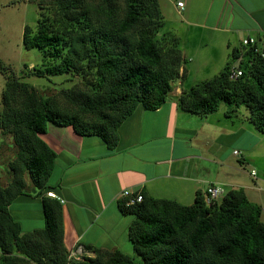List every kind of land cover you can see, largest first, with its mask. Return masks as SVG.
Wrapping results in <instances>:
<instances>
[{
    "label": "trees",
    "instance_id": "trees-1",
    "mask_svg": "<svg viewBox=\"0 0 264 264\" xmlns=\"http://www.w3.org/2000/svg\"><path fill=\"white\" fill-rule=\"evenodd\" d=\"M54 21L40 14L35 31L24 28L22 44L41 54V69L31 76L81 77L84 90H60L62 104L43 97L0 64V133L15 149L9 181L0 186V264H137L119 250L92 249V258L73 260L63 244L62 207L46 196L55 153L39 138L48 123L71 127L81 137L117 143V129L136 109L162 107L174 84L182 82L184 64L177 39L158 35L163 17L157 0H51ZM183 9V8H182ZM40 10V9H39ZM181 11V10H180ZM241 75L230 78L236 66ZM91 77L85 82L84 78ZM229 108L248 112V121L264 133V59L252 48L234 49L214 78L183 89L177 98L184 113L206 117ZM25 176L41 196L44 227L22 233L9 205L25 195ZM223 192V191H222ZM140 194V193H139ZM118 209L131 216L128 241L140 264H264L262 208L243 189H231L209 205L197 192L193 203L154 199Z\"/></svg>",
    "mask_w": 264,
    "mask_h": 264
},
{
    "label": "crops",
    "instance_id": "crops-1",
    "mask_svg": "<svg viewBox=\"0 0 264 264\" xmlns=\"http://www.w3.org/2000/svg\"><path fill=\"white\" fill-rule=\"evenodd\" d=\"M177 2L183 3L181 11ZM185 8L188 25L196 28L187 38L198 46L217 40L222 44V39L230 54L239 48L240 38H264V0L175 1L177 15ZM162 35L175 34L169 31ZM188 51L184 50L183 58L192 53ZM181 72L185 77L189 73L184 65ZM183 81L172 87L165 104L156 111L136 109L126 118L117 129L113 148L97 137H81L71 127L52 123L39 135L56 155L47 186L54 188L53 193L62 201L63 244L71 259L92 258L89 248L132 253L128 229L133 219L118 209L124 190L182 205L187 200L193 202L195 194L204 193L208 186L221 188L223 193L226 188L243 189L247 198L248 191L260 190L255 181L251 185L234 178L244 174L242 166L260 143L248 116L242 113L227 118L225 112L229 124L221 121L218 112L197 117L180 111L177 98ZM239 118L242 121L235 123ZM219 135L220 140L216 139ZM237 142L241 151L234 147ZM234 151L240 153L239 159ZM28 181L25 176V195L8 207L22 233L44 227V192L35 190Z\"/></svg>",
    "mask_w": 264,
    "mask_h": 264
},
{
    "label": "rangeland",
    "instance_id": "rangeland-1",
    "mask_svg": "<svg viewBox=\"0 0 264 264\" xmlns=\"http://www.w3.org/2000/svg\"><path fill=\"white\" fill-rule=\"evenodd\" d=\"M157 1L161 7L160 12L163 17L158 35L160 36L170 31L172 34H175L173 37L177 39L178 49L181 54L184 53L185 49H187V51L189 50L188 52H192L186 54L184 58L182 57L184 60L183 65L186 67L187 71H189L183 81V89L187 90L202 81L216 77L224 68L226 61H228L229 50L224 44L227 42L221 39L222 44H219L217 40L211 42V44L207 46H198L196 42L187 38L188 34L196 30V28L188 25L190 22L189 17H184L186 8L182 13L179 12L181 14L179 16L174 10L176 0ZM117 4L121 5L122 0H117ZM53 8L51 0H0V64L6 68H10L20 82L30 85L43 97L55 98L62 104L63 101L59 98V91L70 89L84 90V81L81 77H75L70 74L49 77L31 76L32 68L41 69V54L36 49H25L22 44L24 28L28 27L31 32H34L40 14L48 18V21H54L55 16ZM249 38L255 41L264 40V38L258 39L247 36L240 38L239 42L241 43L243 39ZM237 45L239 44H236V46ZM212 46L214 47L212 48ZM216 46L217 49L215 48ZM237 47L240 48V46ZM199 52L201 57L199 56ZM84 80L85 82L90 81L91 77L84 78ZM4 83L5 78L0 73V112L1 94ZM173 86L175 87L177 85L174 84ZM228 110V107L221 104L217 114L222 122L225 121L230 124V121L224 118V113L228 112ZM242 113H245L246 117L248 116V112L244 108L238 109L234 114L241 115ZM240 119L241 118L234 122L238 123L242 121ZM255 132L260 143L254 149L253 156H251L250 160L247 159L249 160L246 161L247 165L244 164L242 166L234 159L232 162H236V164L241 165L244 169V174L234 177L235 180H241L242 183L251 185L254 184L253 181H255L257 187H260L258 191H248L247 195L250 202L261 206L262 213L260 221L264 222V133H259L256 130ZM238 137L240 138L242 136L240 135ZM216 139L220 140V135ZM239 145H241L240 142H237L234 147H236L238 151H241L239 150ZM14 153L15 149L11 137L0 133V186L5 187L9 181L7 178V174L9 173L8 164L14 158ZM239 158L240 153L238 159ZM251 170L254 171L255 178L250 177L248 174ZM256 179L258 181H256ZM228 190V188L225 189V191ZM186 202L187 204H183L184 206H190L193 203L190 200ZM131 252L132 253L129 252L128 255L133 258L135 263L140 264V259L133 254V251Z\"/></svg>",
    "mask_w": 264,
    "mask_h": 264
},
{
    "label": "built area",
    "instance_id": "built-area-1",
    "mask_svg": "<svg viewBox=\"0 0 264 264\" xmlns=\"http://www.w3.org/2000/svg\"><path fill=\"white\" fill-rule=\"evenodd\" d=\"M176 7L179 10H182L183 3L182 2H177L176 3ZM240 47L252 48L253 51L260 56V58L264 59V40H256L255 41L254 39H250V38L249 39H243L241 41V43H240ZM240 75H241V72L237 68V64H236V66H233L230 69V78L231 79H236ZM233 155L234 156H239V152L234 151ZM250 176L251 177H255L254 171L250 172ZM222 194H223V192H222L221 188H218V187H215V186H208L207 189L203 193L204 203L206 205H209L211 202L216 201L217 199H219ZM46 196L49 197V198H52V199H56L60 203H62V201L53 192H47ZM120 198L127 199V205L140 203L142 201L141 194L133 193V192H130L128 190H124L120 194Z\"/></svg>",
    "mask_w": 264,
    "mask_h": 264
}]
</instances>
